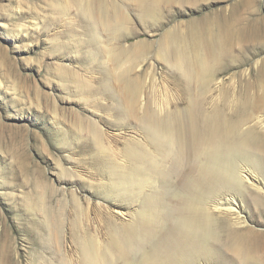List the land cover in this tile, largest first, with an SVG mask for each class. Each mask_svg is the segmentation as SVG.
<instances>
[{
    "label": "rangeland",
    "instance_id": "374dc122",
    "mask_svg": "<svg viewBox=\"0 0 264 264\" xmlns=\"http://www.w3.org/2000/svg\"><path fill=\"white\" fill-rule=\"evenodd\" d=\"M208 115L264 135V0H0V264L175 254L176 208L233 194L244 225L264 230V152L196 157ZM205 161L250 180L191 189L184 172ZM147 215L161 223L144 227ZM213 215L222 234L245 229ZM213 245L195 264H234Z\"/></svg>",
    "mask_w": 264,
    "mask_h": 264
},
{
    "label": "bare ground",
    "instance_id": "6f19581e",
    "mask_svg": "<svg viewBox=\"0 0 264 264\" xmlns=\"http://www.w3.org/2000/svg\"><path fill=\"white\" fill-rule=\"evenodd\" d=\"M139 1L148 9H152V7L155 8L157 3V0ZM203 70V77L207 78L206 75L211 69L209 66H205ZM203 77L202 79L204 80ZM219 118L212 115L205 117L204 135L200 136V140L197 141V143H194L195 146L193 147V153L197 155L196 157L204 155L205 158H208L219 154H226L227 156L233 157L235 154H244L252 158L257 152H264L263 134H257L255 133L256 131L254 132V130L251 129L240 131L237 124L229 123L227 120L220 118L221 121ZM152 127L148 125L146 126L148 133H152L157 138L160 137V132ZM177 151L178 153L177 156H175V160L177 159L181 161L182 159H185L182 158L184 152L183 148L180 147ZM153 160V162H155L157 159ZM215 162H219V159H217V161L215 160ZM228 162L233 163V161L230 160H227V164ZM211 163L210 161L202 163L194 162L193 165L184 172L191 177V180H189L190 177L188 178L189 182H191V189L202 193L208 190L212 191V189H229L232 191L241 187L243 184L242 182H248L250 180L248 173L249 170L246 172L248 173L247 175H242L240 171L241 167L234 171V167L232 169L231 166L230 168L229 166L221 167V162V166L213 165ZM222 164L224 165L226 163ZM242 167L249 169L247 164L242 165ZM180 180L182 179L180 178ZM237 197L239 198L238 194H233L229 197H222L211 206V209H202L198 206L192 205V203L176 208V213L180 215L181 219L178 218L179 221L173 228L175 238L173 248H175V254H159V252H157L150 255L148 253L147 255L149 256H145L146 258H144L140 264H185V261L188 264H195L196 257L207 254L209 249L214 246V243H219L222 246L221 248H224L227 253L230 252L232 254L230 255L228 253L234 264H261L263 261L261 251L264 249V230H257L249 225H244V221L239 217V213L242 210L240 206H238L239 200ZM253 201L258 210H264L263 198L254 196ZM210 210L213 213L224 212L225 214L227 213L228 215L235 216L236 224L240 227H245V229L241 230L239 227L232 228L231 226L227 228L225 227L226 232H224L225 234L223 233V235L220 232L219 221H217ZM142 223L144 227H146L147 225L157 226L161 222L157 217L148 216L146 219L142 218ZM148 233H146V235ZM143 237L142 239H144ZM117 243L119 244L122 256H126L134 248L132 243L123 239ZM113 257L115 256H112L110 260L104 261V264H114ZM99 258L101 259V256H99L97 252L92 254L90 250L86 249L84 251V264H102V261Z\"/></svg>",
    "mask_w": 264,
    "mask_h": 264
}]
</instances>
